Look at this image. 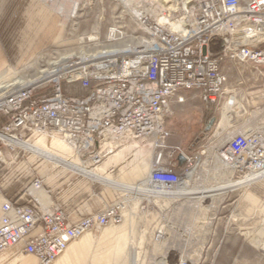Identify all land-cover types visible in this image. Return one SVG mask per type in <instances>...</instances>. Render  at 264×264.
<instances>
[{"label":"built area","instance_id":"2783aa9c","mask_svg":"<svg viewBox=\"0 0 264 264\" xmlns=\"http://www.w3.org/2000/svg\"><path fill=\"white\" fill-rule=\"evenodd\" d=\"M118 1L104 36L88 39L90 52L67 57L60 73L40 86L0 100V169L25 151L20 143L43 134L59 139L82 165H99L123 146L131 152L150 147L140 210L149 198L168 197L185 199L179 207L185 212L198 210L200 199L205 210L206 197L177 193L197 176L200 156L170 142L174 131L167 124L197 100L215 117L211 139L225 141L216 155L232 186L217 211L237 229V221L256 214L251 233L264 247V200L253 195L258 210H246L238 184L264 181V0ZM39 192L49 197L39 177L24 186L23 202L0 185V260L12 251L52 264L85 232L123 218L121 199L71 220L60 202ZM183 215L173 212L171 225L181 226L177 216ZM197 220L185 224L187 234L197 233ZM176 257L178 264H209L206 254Z\"/></svg>","mask_w":264,"mask_h":264},{"label":"rangeland","instance_id":"374dc122","mask_svg":"<svg viewBox=\"0 0 264 264\" xmlns=\"http://www.w3.org/2000/svg\"><path fill=\"white\" fill-rule=\"evenodd\" d=\"M35 1H40L41 7L49 12L48 14L51 15L56 28H52L55 29V37L38 52L24 46V26L27 24L28 18L26 19L22 6H26L29 3L26 0H0V52L2 58L6 60H4V65L0 70V84L4 81L12 83L19 78L22 82H26L29 79L31 81L35 78L40 79L42 75L39 71L43 69L50 70L52 68L50 62L56 61L63 56H69L73 52L77 54L80 49L90 52L91 49L89 47H91V42L88 39H92V37L97 35L101 39L104 36L105 30L111 22L112 14L119 11L121 3L118 0H56L54 4L45 3L44 0ZM74 3H77L75 14L68 16L62 9L69 10ZM29 5H33L34 7L36 4L30 3ZM37 5L39 6V4ZM60 6H62V9H60ZM43 82L37 83V86H40ZM16 84L19 83L16 82L11 86ZM209 115H211L210 110L196 100L186 108L185 112L167 117V124L174 131V135L169 141L180 143L188 152H191L195 156H200L199 166L196 169L197 176L187 186V192H199V190L210 188L221 189L230 184L227 182V173L222 172V164L216 155V148L223 146L225 141L221 140L215 144L211 139L213 130L211 129L209 132L203 130L207 116ZM263 116L264 114L260 118ZM196 136H199L200 139L196 142L195 146H192L191 144L195 142ZM37 139L41 147H48L51 151L53 150L65 158H72L76 163H80L73 153L66 146L65 148L63 143L56 137L35 136V138H31L30 140L35 141ZM55 145H57V148ZM123 147L119 168L118 165L112 166L109 174L111 179L112 175L131 169L135 163L142 164L140 162H142L144 156L147 157L149 155V151L142 155L141 153L145 150L131 152V150L128 151V146ZM26 154L38 156L27 150L22 152V155ZM89 165L90 167H94V165ZM260 183L264 186V181ZM254 184H251L249 188L246 186L241 189V204L244 205L246 210L254 211V208L258 210V207H255L254 204L256 196L264 200V191L262 192V197L260 194H256L252 189ZM191 186L193 187L191 188ZM205 195H207L205 197L208 199L206 202L208 205L205 206V210H201V200H196L198 210L184 213L179 210L180 214L184 215L177 216V223H182L181 226L175 227L172 226L173 222L171 221L173 218L169 208L173 201L168 198H155V201L159 204L158 206H160V208L154 209L155 214L158 213L156 224L147 228L143 227L141 230H137L132 226L130 233L124 235L126 244L118 255L115 250L119 244V240L116 237L104 239L102 233L106 229L119 230L123 228L122 223L126 217L124 214V219L122 218L123 220L118 224L88 231L87 233L91 235L92 239H96V241L93 240L91 248L85 251V259H81L78 264H93L95 262V259L92 257L93 253H91L93 251H96V254H98V251L102 253L104 256L102 261L105 264H131V251H136V264H178L180 260L176 257L178 255H189L194 259H200L205 254L207 255L209 264H217V256L222 249L226 253V258L224 262L222 261V264H264V247L259 244L256 236L251 233L256 226L255 224H258L260 221V218L256 214V218L253 217L254 215L251 216L249 214L250 218L246 217V219L244 216V218L237 221L239 222V229L234 228L232 227V219L227 222L226 218L222 216L223 212L217 211L224 202V193ZM149 199L152 200L153 198ZM184 200L182 199V201ZM140 205L139 203L138 207ZM147 206L148 204H146V210ZM128 211L130 212L129 209H126L125 213ZM241 211L244 213L243 210ZM141 212H143L141 216L144 219L146 211L142 210ZM130 218L132 220V216ZM195 218L196 220H200L201 225L199 224V227H194V229L197 228L196 234L191 233L195 240L186 241L185 236L191 238L192 235L185 232V224L192 220L197 223L198 220L196 221ZM159 228L163 229L159 234L160 240H153L154 234L159 231ZM238 249L261 254L246 259L238 257L234 261L232 252ZM7 253L8 251L3 256ZM97 259L99 258L97 257ZM30 261H33V259Z\"/></svg>","mask_w":264,"mask_h":264},{"label":"crops","instance_id":"0c3cea01","mask_svg":"<svg viewBox=\"0 0 264 264\" xmlns=\"http://www.w3.org/2000/svg\"><path fill=\"white\" fill-rule=\"evenodd\" d=\"M26 2L29 4L34 3L36 5L34 7L29 4L22 6L26 19L28 18L27 24L24 26V46L25 48L28 47L32 51L38 52L49 44L55 37V23L52 20L51 15L48 14L49 12L45 11L44 8L41 7L40 1L26 0ZM44 2L46 3L45 0ZM37 4H39V6ZM4 60L5 59L2 58L0 52V70L4 65ZM208 120L209 119H207L206 122ZM29 142L41 147L38 139ZM55 147L57 148V145H55ZM44 149L51 151L48 147H44ZM119 151L120 152H116L113 155L108 156L101 164L92 167L91 170H89L90 172H88L86 167H90L89 164L82 165V163H76L72 158H65L53 150L51 152L59 156L60 161L53 162L40 156H29L27 154L22 155V153H14L13 159H15V163L3 166L0 169V185L7 195H12L17 201L23 202L26 200L24 194L22 193L24 186L28 184L32 178L39 177L42 179L43 186L49 189L50 199L52 198L60 202L61 205L68 210V216L71 220H75L81 216L95 212L106 204H109L117 199H121L123 202L125 201L124 204L126 205V208L129 210L132 209L130 210L132 213L129 211L124 213V216L126 217L125 219L123 218L124 220L122 219L123 228H120L119 230L106 229L102 233V237L104 239L116 237V239L119 240V244L115 250L118 255L122 252L123 247L126 244L124 235L130 233L132 226L137 230H141L143 227L147 228L148 226H153L156 224V218L158 215V213L155 214L154 209L160 208L157 201H155V198L152 200L149 199L147 210L145 212L146 217L144 216V219H142L143 216L141 215L143 212H141L140 207H138L142 200V197L138 192V188L144 184L145 178L149 173L150 160L154 154L153 148L149 147L144 151V153L149 151V155H147V157L144 156V159L140 162L142 164H132L133 166L131 169L112 175L111 179L109 174L112 166L118 165L119 168V162H121V151L123 150ZM227 189L228 188H214L210 189V191L202 190L204 193L199 191L196 195L197 197H205V194H225ZM252 189L256 194H260L262 197V192L264 191L263 184L260 182L255 183L252 186ZM39 195L43 200L49 199V197H47V195L43 192H39ZM187 203L188 202L182 201L181 199L174 200L169 206L170 213H180L179 210L181 209L179 207H183V205ZM181 212L184 213L185 211L181 210ZM130 216H132L133 221ZM93 240L96 241V239H92L89 233H84L78 237L77 241H72L68 246L69 248L60 254L52 262V264L80 263L81 259H85V251H87L86 249L91 248L94 242ZM224 251V249L219 251L217 264H222V261L224 262L226 258V253ZM91 253H93L92 257L95 259L93 264H105L104 261H102L104 256L100 251H98V254H96V251ZM260 254L261 253L254 251H244L238 249L232 252V258L235 261L238 257L246 259L256 257V255ZM97 257L99 259H97ZM32 259L33 261H30ZM0 264H36V260L33 256H23L17 252L9 251L2 257Z\"/></svg>","mask_w":264,"mask_h":264},{"label":"bare ground","instance_id":"6f19581e","mask_svg":"<svg viewBox=\"0 0 264 264\" xmlns=\"http://www.w3.org/2000/svg\"><path fill=\"white\" fill-rule=\"evenodd\" d=\"M164 1V0H163ZM63 6V5H62ZM62 6H60V9H62ZM64 8V7H63ZM77 9V3H74L72 5V8L69 9V10H65V9H62L68 16H73L75 14V11ZM62 11V12H63ZM83 53H86V50H81L76 54V53H72L70 54L69 56H63L61 57L60 59L56 60V61H53V62H50V65H51V69L50 70H47V69H43V70H40V74L42 75V77L40 79H33L32 81L29 79L27 80L26 82H22L21 79H16L15 81H13L12 83L11 82H6L4 81L3 83L1 82L0 84V100H3L5 98H7L8 96H10V94H13V93H17L19 91H23V90H27L31 87H34V86H37L38 84L37 83H41L47 79H50L52 77H55L56 75H58L61 71V63L67 58V57H70L72 55H82ZM18 82L19 84H16L14 86H11L12 84ZM10 87V88H8ZM41 136H45L44 134L41 135ZM63 146L65 147V145L63 144ZM20 147L24 150H27V151H30L32 152L34 155H38L42 158H45L47 159L48 161H53V162H58L60 161L59 159V156H57L56 154H54L53 152L51 151H48L40 146H36L35 144H31L29 142V140L25 141V142H22L20 143ZM66 148V147H65ZM68 148V147H67ZM68 150L70 152H72L69 148ZM68 151V152H69ZM69 152V153H70ZM199 163V162H198ZM87 167V170L88 172H90L89 170H91L92 167H89V166H86ZM260 175H263L262 177H264V171L260 174ZM250 178H245L241 181L238 182V184L241 186V187H246L250 182H249ZM191 182V181H190ZM232 186V184H229V185H226L224 188H230ZM187 188V185H180L179 187V190H178V194H185L184 192H187L186 190ZM205 189V188H204ZM211 189V188H210ZM210 189H207L206 191H210ZM203 190V189H202ZM201 190V193H204V191ZM200 191V190H199ZM190 191H188L187 193H189ZM192 193H197V191H191ZM134 193V192H133ZM131 194V193H130ZM168 195V194H167ZM131 196V195H130ZM207 196V195H206ZM215 196V195H213ZM210 198V197H208ZM130 199V198H128ZM168 199H170V197H168ZM125 202V201H124ZM127 202V201H126ZM128 209L126 208V205L124 206V209L122 210V215L125 213V210ZM132 210V209H130ZM161 228H159V231H157L159 234L161 233ZM88 232V231H87ZM85 232V233H87ZM160 237V236H159ZM158 237V238H159ZM76 240V239H75ZM132 245V244H131ZM69 247H67L68 249ZM66 249V250H67ZM62 254V253H61ZM130 258H131V264H136V252L135 251H131L130 252Z\"/></svg>","mask_w":264,"mask_h":264},{"label":"water","instance_id":"95a60500","mask_svg":"<svg viewBox=\"0 0 264 264\" xmlns=\"http://www.w3.org/2000/svg\"><path fill=\"white\" fill-rule=\"evenodd\" d=\"M214 121H215V117L212 116L211 118H209V120L206 122V125L204 127V131L209 132L213 126Z\"/></svg>","mask_w":264,"mask_h":264},{"label":"flooded vegetation","instance_id":"af4514ba","mask_svg":"<svg viewBox=\"0 0 264 264\" xmlns=\"http://www.w3.org/2000/svg\"><path fill=\"white\" fill-rule=\"evenodd\" d=\"M205 132H207V131H205ZM199 139H200V137H199V136H196V137H195V142H194V143L198 142Z\"/></svg>","mask_w":264,"mask_h":264},{"label":"trees","instance_id":"16d2710c","mask_svg":"<svg viewBox=\"0 0 264 264\" xmlns=\"http://www.w3.org/2000/svg\"><path fill=\"white\" fill-rule=\"evenodd\" d=\"M209 118H211V115L207 116V119H209ZM195 144H196V143H192L191 145H192V146H195ZM192 146H191V148H192Z\"/></svg>","mask_w":264,"mask_h":264}]
</instances>
